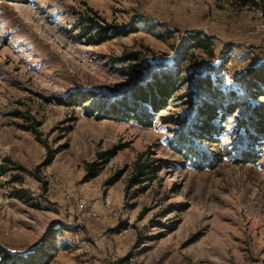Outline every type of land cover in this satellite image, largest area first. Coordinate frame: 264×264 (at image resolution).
<instances>
[{"label":"rangeland","instance_id":"obj_1","mask_svg":"<svg viewBox=\"0 0 264 264\" xmlns=\"http://www.w3.org/2000/svg\"><path fill=\"white\" fill-rule=\"evenodd\" d=\"M87 18L118 33L88 42ZM259 67L264 0L0 1V249L47 243V264H264V138L250 147L237 129L264 105L249 83ZM165 69L183 79L151 126L84 111L132 102ZM229 92L246 107L201 114ZM180 133L200 134L205 159L181 155ZM139 158L155 169L130 184Z\"/></svg>","mask_w":264,"mask_h":264},{"label":"trees","instance_id":"obj_2","mask_svg":"<svg viewBox=\"0 0 264 264\" xmlns=\"http://www.w3.org/2000/svg\"><path fill=\"white\" fill-rule=\"evenodd\" d=\"M0 1L27 2L28 0ZM77 25V28L79 29V37L85 38L86 41L91 43L105 41L118 33L116 29L100 26L90 18L78 21ZM190 40L192 47H195L196 49L206 50L209 48V37L202 36L200 33L192 34L190 36ZM209 51L212 53L211 50ZM135 75L139 77L140 72H135ZM251 75V79H249L250 85L257 91H261V89L264 91V67L255 68ZM182 79L183 78H178V75L176 76V73L172 70L165 69L159 72L157 76L153 75L151 79L152 81L150 83L147 82L144 86L135 85L130 93V98L133 100L132 102L123 101L118 105L117 108H108L109 110H105L104 103L100 102L95 105V103L92 102L90 104L91 109H84V111H86V114H90L97 119L101 118V115H104L105 117L118 120H132L137 124L148 127L152 125L155 113L164 108V106L169 105L166 103H169L168 101H171L174 98V95L178 89V81H181ZM203 84L210 94L216 92L218 93V91L215 92V86L208 76L203 79ZM226 95V98L225 96H222L217 98L214 102H205L202 104L200 109L201 114L213 116L219 109H226L229 114H232L237 107H246V104H243V101H240L241 104H239V98H237L234 93L229 92ZM254 97H257V94H254ZM142 102L147 103L148 107H144ZM232 103H234V105ZM251 109L255 120H251V118H249L248 123L242 120L240 121L237 129L240 130L242 127L243 130L248 129L251 132V134H248V141H253V143L250 144V147H253L254 145H260L259 143H261L263 141L262 139L264 138V105H254L251 107ZM172 121H179V119L175 120L172 118ZM180 121L184 123V120ZM199 130L201 133H210L214 129L210 123L203 121L199 127ZM193 135L198 136L200 134L193 133L188 137H185L183 133H180L177 140V149L181 152V155H183L186 160L197 162L199 161V158L205 159V154L193 146L194 144L199 143V141L196 140ZM210 155L211 157H214V162L212 164L219 161L218 156H215L212 153ZM242 155L251 157L250 153H245ZM48 158L50 159V156ZM106 159L107 158L104 160ZM244 160L249 161L247 158H244ZM96 165L97 164L87 165V170L90 175H93L96 172ZM154 169V166L148 165L146 160H142L141 158L137 159L133 164V174L130 176L129 183L134 184L141 182L142 179ZM23 193L24 192L22 190H18L15 192V196L23 198ZM33 205L35 206V204H32V206ZM48 245L49 244L47 243H40L33 252L22 256H11V254H7L0 249L1 261H10L12 264H47L51 256V250L53 249L50 245Z\"/></svg>","mask_w":264,"mask_h":264}]
</instances>
